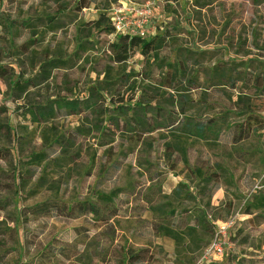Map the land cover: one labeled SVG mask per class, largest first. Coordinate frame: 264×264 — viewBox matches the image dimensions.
<instances>
[{
  "label": "rangeland",
  "instance_id": "rangeland-1",
  "mask_svg": "<svg viewBox=\"0 0 264 264\" xmlns=\"http://www.w3.org/2000/svg\"><path fill=\"white\" fill-rule=\"evenodd\" d=\"M80 2L87 6L79 9ZM149 2L146 36L163 33L161 45L147 54L139 45L115 47L119 36L106 32L100 15L123 8L136 17ZM185 60L186 74L174 86L187 91L197 76L198 90L186 93L199 105L182 113L158 83L150 93L176 120L217 119L205 139L181 123L101 138L82 116L35 121L29 113L56 97H85L103 79L115 82L109 96L139 95L168 62ZM0 67V149L10 154L0 159V264H116L126 247L147 249L144 264H264V81L242 87L243 80L232 86L218 77L246 68L264 74V0H0ZM249 115L253 131L234 142L230 124ZM81 125L64 162L27 164L45 139ZM111 191L118 193L110 226L62 208L52 216L30 212L47 200L60 207L96 203L98 193ZM230 219L218 237L223 254L207 256L215 225Z\"/></svg>",
  "mask_w": 264,
  "mask_h": 264
},
{
  "label": "trees",
  "instance_id": "trees-1",
  "mask_svg": "<svg viewBox=\"0 0 264 264\" xmlns=\"http://www.w3.org/2000/svg\"><path fill=\"white\" fill-rule=\"evenodd\" d=\"M86 6V2H80L78 7L79 9H82ZM99 18L100 19L97 20L98 22H101L104 18L107 19L109 26L105 30L110 34H113L114 28L109 20V16L101 14ZM97 21H95V23ZM118 36L119 41L114 44L115 47L127 49L139 45L142 53L147 54L161 45L163 42V39L161 38L164 37V34L162 33L160 37H157L156 34L151 37L127 35ZM186 61L187 60L182 61L181 63L168 62L166 64V71H161V77L151 80L145 88L141 89L139 95H130L128 92H122L121 94L116 95V97H114V95L109 96V94L107 95V91H109L108 85L111 83L114 84L115 82L103 79L91 83L86 91L85 97L80 99L70 98L68 96L56 97L51 99L47 105L33 107L29 113L35 121L45 119L46 116L55 114L60 116H82V121L89 125L93 124L95 128L101 132V138L105 135V137L114 138L116 136V132L121 131L123 128L132 132L138 130L144 133H151L156 130L167 129L168 127L171 128V130H176L181 123L182 131L191 130L199 139H205L207 135L214 133L217 125L219 124L217 119L205 120L202 115H199L197 118L195 116L187 117L184 121L176 120L172 117V113L168 112V115L163 113L164 108L161 107L159 100L155 97V95H151L150 93L156 92L157 88L154 87V84L158 83L159 86L169 90V99H167V101L169 100L172 106H178L182 113L186 112L185 107L192 108L193 105H199L200 102L197 98H190L186 93L187 91L195 92L198 90V87L194 85L197 80V76L190 78L191 83L186 89L187 91H182V89H178L174 86V82H180L186 74ZM45 66L47 67V65H42V72L47 71ZM3 72H5L4 67H0V73L3 74ZM214 72H216V70ZM42 77L47 78L48 75L43 74ZM218 77L221 79L220 84H222L223 79L226 82H231L232 86L235 85L234 83L236 80H243L244 84L242 87L247 86V83H255L258 85L259 82L264 81V74H258L255 76L248 68L242 70V72L237 75H225L218 73ZM27 83L28 82H24L23 85H26ZM15 84L18 88H21L17 82ZM173 91L176 96L173 95L174 93H171ZM103 92L106 93V95ZM37 115L39 118L36 117ZM253 118L255 119V117L249 115L244 121L233 122L230 124L229 130L234 131L232 136L234 142L247 138L253 131L255 124ZM220 124L222 125L223 123L221 122ZM108 132L110 135H108ZM81 134H83L82 125L77 126L74 129H67L61 135H56L54 138H51L49 143L47 142L48 139H45L44 147L45 145L46 147L40 152L31 153L30 156H28L27 164H34L35 166H42L44 164L45 168L48 163L60 164L61 162H64L67 158V147L78 144ZM54 145H56V147H54ZM2 152L3 150L0 149V159L10 157L9 151L5 150V152H8V154L5 153V155ZM17 160L22 159L17 158ZM117 193L118 192L114 191L109 193L100 192L97 194L98 202L96 203L94 201H83L76 203L75 206L70 205L67 207L65 204L60 207V204L57 201L47 200L34 205V207L30 209V212H33V214L37 213L52 216L54 214L52 210L62 208L63 212H66L69 216L74 214L76 216L86 214L96 215L98 218H104V223H106L107 226H110V224L108 225L109 220L114 215L108 214V211L113 210L111 204L113 203ZM211 224V222H206L207 227ZM163 230L164 234L167 236L174 235L173 231L167 226H164ZM215 231L216 225L214 234ZM147 253L148 251L145 248L135 250L133 247H126L123 248L121 252H117L116 257L114 258L116 264H144Z\"/></svg>",
  "mask_w": 264,
  "mask_h": 264
},
{
  "label": "built area",
  "instance_id": "built-area-1",
  "mask_svg": "<svg viewBox=\"0 0 264 264\" xmlns=\"http://www.w3.org/2000/svg\"><path fill=\"white\" fill-rule=\"evenodd\" d=\"M151 3H146L145 8L137 12L136 17H131L124 13L123 8H116L109 13V20L114 28L112 35H127V36H146L145 24L147 23V18L150 15ZM233 225V219H230L224 223L222 227L216 226V231L214 238L209 244L207 249V256H221L223 254L224 245L223 242L218 237H222L225 231Z\"/></svg>",
  "mask_w": 264,
  "mask_h": 264
}]
</instances>
